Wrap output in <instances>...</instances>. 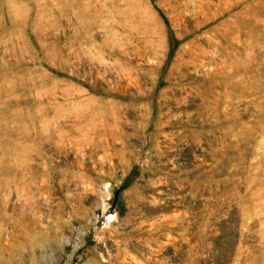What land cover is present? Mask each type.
I'll return each mask as SVG.
<instances>
[{"label": "rangeland", "instance_id": "obj_1", "mask_svg": "<svg viewBox=\"0 0 264 264\" xmlns=\"http://www.w3.org/2000/svg\"><path fill=\"white\" fill-rule=\"evenodd\" d=\"M0 264H264V0H0Z\"/></svg>", "mask_w": 264, "mask_h": 264}]
</instances>
